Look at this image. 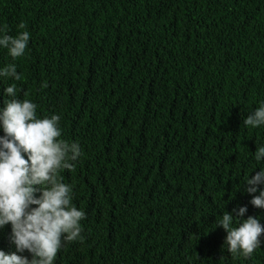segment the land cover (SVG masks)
<instances>
[{
    "label": "trees",
    "instance_id": "trees-1",
    "mask_svg": "<svg viewBox=\"0 0 264 264\" xmlns=\"http://www.w3.org/2000/svg\"><path fill=\"white\" fill-rule=\"evenodd\" d=\"M22 21L18 96L59 114L82 149L61 177L83 239L54 264H264V235L233 257L212 229L239 205L264 218L243 191L264 167V127L243 124L264 100V0H0V28L14 36Z\"/></svg>",
    "mask_w": 264,
    "mask_h": 264
},
{
    "label": "clouds",
    "instance_id": "clouds-1",
    "mask_svg": "<svg viewBox=\"0 0 264 264\" xmlns=\"http://www.w3.org/2000/svg\"><path fill=\"white\" fill-rule=\"evenodd\" d=\"M25 29L23 21L14 36L0 28V49L12 61L0 66V82L6 83L0 104V229L10 224L9 239L15 246L12 252L0 248V264H54L63 246L83 239L86 213L74 205L73 187L61 177L62 170L74 168L82 149L78 142L62 138L59 114L38 116V105L18 96L15 82L23 74L14 61L26 54L31 33ZM243 124L264 127V100ZM254 159L264 162V145L256 148ZM243 182V191L251 195L249 203L264 209V167L254 175L245 174ZM246 212L247 205H239L216 216L213 223L212 229L225 230L223 247L233 257L248 258L261 248L264 218L261 222L260 215L245 218Z\"/></svg>",
    "mask_w": 264,
    "mask_h": 264
}]
</instances>
